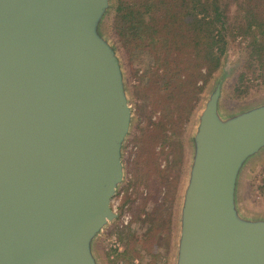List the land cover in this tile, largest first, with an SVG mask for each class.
<instances>
[{"label": "water", "instance_id": "1", "mask_svg": "<svg viewBox=\"0 0 264 264\" xmlns=\"http://www.w3.org/2000/svg\"><path fill=\"white\" fill-rule=\"evenodd\" d=\"M112 0H0V264H104L134 109L102 25ZM216 82L190 137L174 264H264L239 183L264 102L225 115Z\"/></svg>", "mask_w": 264, "mask_h": 264}, {"label": "trees", "instance_id": "2", "mask_svg": "<svg viewBox=\"0 0 264 264\" xmlns=\"http://www.w3.org/2000/svg\"><path fill=\"white\" fill-rule=\"evenodd\" d=\"M113 27L130 58L150 45L158 49L155 69L146 84L136 87L144 95L140 107L158 108L161 115L156 121L148 119L146 126L139 124L134 139L139 147L135 180L146 183L147 176L160 174L168 190L162 202L154 200L150 210L145 207L151 227L129 245L136 255L138 244L147 252L158 253L171 230L180 181L184 143L176 139L181 134L178 130L188 123L198 95L220 69L229 43L240 39L238 46L245 53L236 93L250 91L245 84L250 72L264 71V0H118ZM200 80L202 85H198ZM159 140L173 155L163 175L149 150ZM262 169L264 174V166Z\"/></svg>", "mask_w": 264, "mask_h": 264}, {"label": "rangeland", "instance_id": "3", "mask_svg": "<svg viewBox=\"0 0 264 264\" xmlns=\"http://www.w3.org/2000/svg\"><path fill=\"white\" fill-rule=\"evenodd\" d=\"M118 0H112V6L105 17L102 29L104 35L110 42L114 43L118 49L119 56L122 62L126 86L130 95V103L134 109V121L131 137L126 147L125 165L127 171V180L121 187L118 194L115 196L114 204L118 205V220L109 228L99 240L96 249L97 254L104 264H116L106 257L104 240L112 233L118 234V238L125 250L122 260L124 264H174L176 245L178 238V218L179 204L181 200L182 190L185 184L187 168L190 158V137L194 131L196 118L202 110L205 101L210 95L211 89L216 82L222 83V96L220 100V108L223 114L232 115L240 110L250 108V106L264 102V71L250 72L247 75L248 81L246 87L250 88L248 93L235 91V85L245 62L244 50L238 46L239 40L231 42L228 45V50L223 58L222 64L218 72L214 75L210 83L204 88L202 93L198 95L196 106L192 115L186 124H183L180 136L176 137L184 143L183 161L181 163L180 181L177 190L175 205L173 209L172 225L167 241L161 244L158 253L145 251L137 245L139 255L130 252L129 245L135 243L141 236L145 235L151 225L148 222L147 210H150L152 202L158 200L162 202L167 195V182L160 180V174H151L150 179L146 183L135 180L136 160L138 154V146L134 139L139 134V124L146 126L150 121H156L161 112L158 108L148 107L143 109L140 106L144 104V95L136 92V87L146 84L150 73L155 69L156 59L158 57V49L154 45H150L147 49L137 50L135 55L130 58L122 48L118 36L113 27V18L116 11ZM236 5L231 6V11L234 13ZM229 39V37H228ZM205 72V70H204ZM200 80L198 85H202ZM244 87H242V90ZM149 119V120H148ZM160 131L161 130H157ZM171 134L170 131L167 132ZM149 150L156 156L155 162L159 165V169L164 171L170 166L172 154H170L169 146L159 140L149 146ZM264 166V152L260 156L252 160L241 175L239 183V198L242 207L251 214L264 215V192L262 190V179L264 174L262 168ZM174 172L172 173V176ZM140 212V213H139ZM123 216L130 217V223L124 226L122 222Z\"/></svg>", "mask_w": 264, "mask_h": 264}, {"label": "built area", "instance_id": "4", "mask_svg": "<svg viewBox=\"0 0 264 264\" xmlns=\"http://www.w3.org/2000/svg\"><path fill=\"white\" fill-rule=\"evenodd\" d=\"M115 199L112 201V209L115 213H118V205L114 204ZM122 222L124 226L128 225L130 223V217L123 216ZM118 234L112 233L106 239L104 240V246L106 251V257L109 258V260L115 262L116 264H124V261L122 260L123 253H124V246L122 245L120 238L117 236ZM138 264V262H136Z\"/></svg>", "mask_w": 264, "mask_h": 264}]
</instances>
